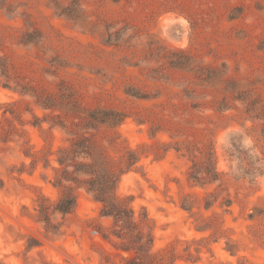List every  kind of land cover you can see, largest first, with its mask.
I'll return each mask as SVG.
<instances>
[{"label": "rangeland", "instance_id": "rangeland-1", "mask_svg": "<svg viewBox=\"0 0 264 264\" xmlns=\"http://www.w3.org/2000/svg\"><path fill=\"white\" fill-rule=\"evenodd\" d=\"M0 56L11 68L8 82L0 73V264L128 262L83 189L71 214L52 211L57 151L81 124L74 101L125 114L100 136L140 151L116 194L146 213L153 254L264 264V0H0ZM210 147L219 180L196 183L193 161Z\"/></svg>", "mask_w": 264, "mask_h": 264}, {"label": "trees", "instance_id": "trees-1", "mask_svg": "<svg viewBox=\"0 0 264 264\" xmlns=\"http://www.w3.org/2000/svg\"><path fill=\"white\" fill-rule=\"evenodd\" d=\"M30 35L28 33L26 39ZM10 70L7 59L0 56V73L7 82ZM5 87H9V84H5ZM20 89L30 92L44 109L61 107L55 104L51 96H39L35 88L21 86ZM136 93L130 92L128 95L138 98ZM66 105L70 106V115L74 119L81 118V124L75 127V133L69 132V146L57 151L56 161L60 168L55 172L54 185L60 188V196L53 206V213L62 216L71 214L76 206V190L83 189L101 204L100 216L113 219L114 235L128 243V247H125L129 253L127 264H165L166 260L172 261V256L169 258L151 252L150 220L146 213L143 212L136 218L127 201L116 194L120 177L138 162L141 154L139 149H120L117 138L111 135L101 137L100 129L116 128L125 118V114L113 108H84L76 101ZM59 126L66 129L62 123ZM105 142L113 148H119L122 153L118 157L111 156ZM206 149L207 152H201L202 161H193L189 174V179L199 184L212 183L220 177L215 169L214 152L211 147ZM209 205L205 202L206 209ZM40 215L49 225L50 215L43 206ZM211 225V222H204L197 229L205 231Z\"/></svg>", "mask_w": 264, "mask_h": 264}]
</instances>
